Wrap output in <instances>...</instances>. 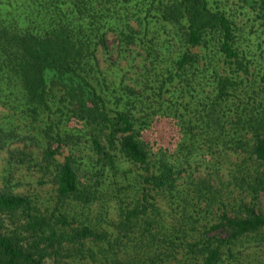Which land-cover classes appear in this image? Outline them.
I'll list each match as a JSON object with an SVG mask.
<instances>
[{
    "label": "trees",
    "instance_id": "obj_1",
    "mask_svg": "<svg viewBox=\"0 0 264 264\" xmlns=\"http://www.w3.org/2000/svg\"><path fill=\"white\" fill-rule=\"evenodd\" d=\"M0 157V264H218L264 232V0H0Z\"/></svg>",
    "mask_w": 264,
    "mask_h": 264
},
{
    "label": "rangeland",
    "instance_id": "obj_2",
    "mask_svg": "<svg viewBox=\"0 0 264 264\" xmlns=\"http://www.w3.org/2000/svg\"><path fill=\"white\" fill-rule=\"evenodd\" d=\"M2 161L3 158L0 157V164L2 163ZM22 168H25V166H22ZM20 171L23 172L24 169H20L18 172ZM16 177L19 178L18 176ZM23 185L24 184L19 185L21 189L25 188V186ZM30 189L32 190L31 186L29 187V190ZM260 208H264L262 202L260 203ZM90 216L93 217L92 214ZM164 218H167V216H165ZM178 219H180L181 225L175 224L177 228L175 234H177L182 241H184L185 239H189L191 237L190 234L192 233L189 225H186L183 217H180ZM150 229L153 230L152 227H150ZM164 230L165 233H168L167 228H164ZM164 246L167 247L168 245L166 246V243H164ZM161 249L164 250V247ZM171 250V254L172 256H174V258L170 259L172 264H193L192 261L194 260V257L191 255L193 253H191L190 251H185L183 244L178 247L175 246ZM130 252L132 253V250ZM131 253L127 254L129 258H131ZM45 264H53L52 258H46ZM218 264H264V232L260 231V235H251L246 237L241 241V245H238L237 248L235 247V249H233L231 253H221Z\"/></svg>",
    "mask_w": 264,
    "mask_h": 264
}]
</instances>
